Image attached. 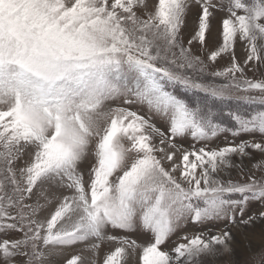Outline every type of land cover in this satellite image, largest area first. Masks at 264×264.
Returning <instances> with one entry per match:
<instances>
[{
	"label": "snow or ice",
	"instance_id": "snow-or-ice-1",
	"mask_svg": "<svg viewBox=\"0 0 264 264\" xmlns=\"http://www.w3.org/2000/svg\"><path fill=\"white\" fill-rule=\"evenodd\" d=\"M251 202L264 206V0H0V264L78 245L65 264H101L103 245L102 264H213L234 228L264 223ZM248 249L243 264H264V244Z\"/></svg>",
	"mask_w": 264,
	"mask_h": 264
},
{
	"label": "rangeland",
	"instance_id": "rangeland-1",
	"mask_svg": "<svg viewBox=\"0 0 264 264\" xmlns=\"http://www.w3.org/2000/svg\"><path fill=\"white\" fill-rule=\"evenodd\" d=\"M197 14V9H193L192 12L189 14L187 27L183 30L184 35L187 38L189 32L192 30V22ZM218 15L222 13H217ZM221 21V17H218L213 21V24H217V26L213 30V34H216L217 29L219 28L218 23ZM236 57L238 60H243L245 58V47L241 43L236 44L235 48ZM228 57H225L223 59H220L218 61L217 66H227L228 64ZM248 76L250 78H261L260 73H256L255 76L252 72H248ZM158 126H161L159 122H157ZM250 139V137L244 135L242 137H238L239 139ZM232 140V137L230 134L227 135H220L218 138L214 139L211 142L212 147L216 146H223L225 141ZM177 143L181 144L184 148L191 149L192 145L191 143H194L196 147L202 146L201 144L193 141L191 138H187L184 140H178ZM94 163V160L91 156H89L84 162L81 163L80 168L85 173V177L87 178V172L90 169L91 165ZM232 175L234 178L238 177V173L233 171ZM262 206L259 202H251L249 205V213H257L260 210H262ZM219 227H222V225H218L217 228L213 229V231H218ZM183 231L192 233L194 231H197V229H194L191 224H189ZM182 233H178L177 235H180ZM177 235H174L170 241H168L164 246H162L164 249H170L173 246V241L177 239ZM233 236H234V243H233V249L234 252L231 256H220L216 258H208L210 260H213V264H233L234 261L237 259L243 264V261L248 258L249 256V249L248 244L251 242V246L253 249L259 247L260 245L264 244V223L257 222V224L254 227L250 228H234L233 229ZM132 239H136L139 243H146L150 240V234H145L142 232H136L131 235ZM115 245H103L100 252V261L102 264L103 256L106 252L114 249ZM84 248V245H78L73 248H68L62 250V252L58 253L56 256L53 257L54 264H65V262L71 258L72 255L77 254L81 251V249ZM83 255H88L87 253H81ZM131 264V262H130ZM137 264H138V257H137Z\"/></svg>",
	"mask_w": 264,
	"mask_h": 264
},
{
	"label": "bare ground",
	"instance_id": "bare-ground-1",
	"mask_svg": "<svg viewBox=\"0 0 264 264\" xmlns=\"http://www.w3.org/2000/svg\"><path fill=\"white\" fill-rule=\"evenodd\" d=\"M217 16L222 18V15H221V14L218 15V14L216 13V18H217ZM219 25H220V22L218 23V26H219ZM216 26H217L216 23L213 24V30H214V28H215Z\"/></svg>",
	"mask_w": 264,
	"mask_h": 264
}]
</instances>
